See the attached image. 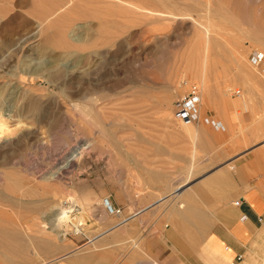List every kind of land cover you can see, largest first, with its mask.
Wrapping results in <instances>:
<instances>
[{
    "label": "rangeland",
    "instance_id": "1",
    "mask_svg": "<svg viewBox=\"0 0 264 264\" xmlns=\"http://www.w3.org/2000/svg\"><path fill=\"white\" fill-rule=\"evenodd\" d=\"M101 1L16 0L19 15L0 16V229L20 239L0 241L1 260L49 264L97 245L125 214L107 213L102 198L126 179L144 187L125 164L155 166L157 143L173 132L212 137L218 159L263 138L264 75L248 59L264 51V0H164L166 15L155 0H116L113 13ZM187 81L199 87L200 115L222 127L173 117ZM65 197L90 223L79 234L59 225L70 231L60 242L42 214Z\"/></svg>",
    "mask_w": 264,
    "mask_h": 264
},
{
    "label": "crops",
    "instance_id": "2",
    "mask_svg": "<svg viewBox=\"0 0 264 264\" xmlns=\"http://www.w3.org/2000/svg\"><path fill=\"white\" fill-rule=\"evenodd\" d=\"M261 137L222 159L207 135L164 137L155 166L125 164V178L135 172L144 187L134 190L126 179L110 189L108 198L124 217L110 222L97 245L49 264H253L254 257L264 264ZM5 263L20 264V257L0 259Z\"/></svg>",
    "mask_w": 264,
    "mask_h": 264
},
{
    "label": "bare ground",
    "instance_id": "3",
    "mask_svg": "<svg viewBox=\"0 0 264 264\" xmlns=\"http://www.w3.org/2000/svg\"><path fill=\"white\" fill-rule=\"evenodd\" d=\"M93 1H95V0H93ZM102 1L105 2V4H104V6H105L104 10H106V12H107V10L110 11V10H114V8L116 9V2H115L116 0H114V2H113V0H102ZM15 2H16V0H0V16H9L8 18H14L15 16L19 15L18 9L15 8L16 7ZM97 2L100 3L99 1H97ZM155 2L156 3H159L161 5V9L159 11H161L163 14L165 13V15H166V13H170V11L171 12L173 11V9L169 8L168 4L165 3L164 0H155ZM95 3H94V5H95ZM98 3H96V5ZM124 3H125V1H124ZM5 4H9V6H10V9H9L10 13L6 10ZM89 4H90V2H89ZM170 6L173 7V2L170 3ZM100 7H101V5H100ZM102 8H103V6H102ZM139 8H141V9H145V8L151 9L148 6H139ZM109 11H108V13H111L112 12V11H110V12ZM163 14H161V15H163ZM91 16L93 18H96L98 20L97 21V29L99 31H102V29H105L106 31H108L112 27V24H111L110 21H106L105 20V22H104V20H102L103 18L101 19L102 16H101V13L100 12L94 11L93 14L91 13ZM172 16H174V15H172ZM38 25L41 27V22H38ZM63 33H64V31L61 30L60 34H63ZM214 40L216 41V39H214ZM250 40L253 41L252 39H250ZM255 40H256V42L257 41L259 42V38H256L255 37ZM65 42L66 41H64L63 43H61L62 45H59V46L60 47H72V46L73 47H76L74 45H67V43H65ZM108 44L110 45L111 43L108 42ZM202 102H204V104H203V108L204 109H205V107L209 106L208 102L205 101V99ZM200 105H202L201 104V93H200V98H199V102H198V107ZM184 123H191V122H184ZM3 125H4V121L2 119H0V129L2 128ZM55 196H57V195L55 194L54 197ZM56 198H59V197L57 196ZM107 199H108V202L110 204H112V202L109 200L108 197H107ZM101 205L103 206V208L105 209V211L108 213V210H107L106 206L104 205L103 198L101 200ZM109 214H111V213H109ZM42 215H43L44 219H46V222L45 223L43 222L41 224L42 227L45 230H49L52 233H54L56 235L57 239L60 242H63L66 239V234L69 233L70 231L72 233H74V234H79V233H81L86 228L85 226L90 223L89 222V218L86 217L87 215H86L85 208L82 205H80L78 202H76L74 199H72V197H65L63 199H60V201L57 204L50 205L49 208H48V210L45 211ZM112 215H119V214H112ZM62 224L63 225L66 224L67 226H70V231L68 229H67V231L66 230L61 231L59 229V225H62ZM92 228H94V227H92ZM38 237H42V235H39ZM9 239H12V240H20L19 237H17L14 232H12V231L10 232L8 229H5V228L0 229V241L5 242V241H8ZM45 244H47V243H45ZM15 245L16 246H12L11 247V246L8 245V243L7 244H3L2 243V246L1 247H2L3 250L6 249V251L7 250H12L13 251V250L17 249L19 246H21V244H17V243ZM21 249H23V248H21Z\"/></svg>",
    "mask_w": 264,
    "mask_h": 264
},
{
    "label": "built area",
    "instance_id": "4",
    "mask_svg": "<svg viewBox=\"0 0 264 264\" xmlns=\"http://www.w3.org/2000/svg\"><path fill=\"white\" fill-rule=\"evenodd\" d=\"M249 60L256 67L259 74L264 75V51L262 49H252L249 53ZM237 88L235 93H237ZM200 98L199 87L195 82H188L185 89L180 92L171 103V112L173 117L181 122H198L203 121L210 123L214 127H222L217 120L204 114L200 115L198 111V102ZM104 205L106 206L108 213L119 214L120 207L110 204L106 196L103 197ZM238 200H234L237 203ZM243 217V216H241Z\"/></svg>",
    "mask_w": 264,
    "mask_h": 264
}]
</instances>
